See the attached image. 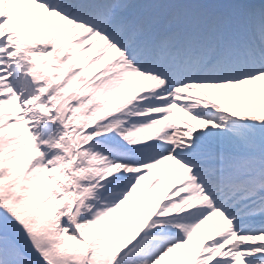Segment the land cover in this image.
<instances>
[{"label": "snow or ice", "instance_id": "obj_1", "mask_svg": "<svg viewBox=\"0 0 264 264\" xmlns=\"http://www.w3.org/2000/svg\"><path fill=\"white\" fill-rule=\"evenodd\" d=\"M0 264H264V0H0Z\"/></svg>", "mask_w": 264, "mask_h": 264}]
</instances>
